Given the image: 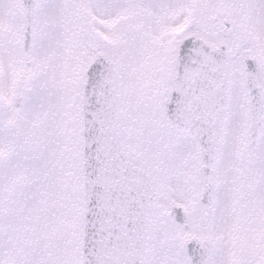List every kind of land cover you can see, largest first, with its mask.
Here are the masks:
<instances>
[{
    "label": "snow or ice",
    "instance_id": "obj_1",
    "mask_svg": "<svg viewBox=\"0 0 264 264\" xmlns=\"http://www.w3.org/2000/svg\"><path fill=\"white\" fill-rule=\"evenodd\" d=\"M0 264H264V0H0Z\"/></svg>",
    "mask_w": 264,
    "mask_h": 264
}]
</instances>
